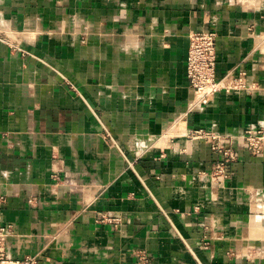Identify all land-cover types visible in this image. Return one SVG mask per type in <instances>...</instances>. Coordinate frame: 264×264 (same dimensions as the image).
<instances>
[{
    "label": "crops",
    "instance_id": "crops-1",
    "mask_svg": "<svg viewBox=\"0 0 264 264\" xmlns=\"http://www.w3.org/2000/svg\"><path fill=\"white\" fill-rule=\"evenodd\" d=\"M210 30L218 79L251 88L203 104L187 59ZM262 122L264 1L0 0L11 264H264V153L237 143ZM198 130L237 143L223 183Z\"/></svg>",
    "mask_w": 264,
    "mask_h": 264
},
{
    "label": "built area",
    "instance_id": "built-area-1",
    "mask_svg": "<svg viewBox=\"0 0 264 264\" xmlns=\"http://www.w3.org/2000/svg\"><path fill=\"white\" fill-rule=\"evenodd\" d=\"M218 35L215 31L195 32L190 36V47L187 59V75L191 88L196 92L203 104L218 93L225 91L227 93L249 90L248 76L242 72L237 77L228 76L224 79H218ZM197 138L207 140L213 144L212 149L223 153V158L217 164L215 169V179L223 183L229 178V168L233 164L237 155L233 149L223 146L220 137L208 134L203 130L195 132ZM230 142V141H229ZM243 149L255 156L264 153V126L260 128H248L241 140ZM9 229L0 224V264H11L12 260L7 256L4 245L9 238ZM205 249L209 244H205ZM18 263V262H17Z\"/></svg>",
    "mask_w": 264,
    "mask_h": 264
},
{
    "label": "rangeland",
    "instance_id": "rangeland-1",
    "mask_svg": "<svg viewBox=\"0 0 264 264\" xmlns=\"http://www.w3.org/2000/svg\"><path fill=\"white\" fill-rule=\"evenodd\" d=\"M257 1H264V0H236V2H242L243 4H248V3H255V2H257ZM261 126H264V122H262V123H259V124H255V125H253V126H250L249 128H260ZM247 130V129H246ZM237 143H239L240 145L242 144V142L240 141V142H237ZM237 143L236 142H233V141H231V142H229V144H230V147L233 149V151H234V153L237 155V152H236V149H237V147H236V145H237ZM243 146V145H242ZM253 155V154H252ZM237 159H238V155H237ZM237 159H236V161H237ZM235 161V162H236Z\"/></svg>",
    "mask_w": 264,
    "mask_h": 264
}]
</instances>
